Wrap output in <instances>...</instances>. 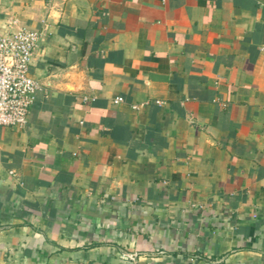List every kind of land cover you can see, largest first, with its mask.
<instances>
[{
	"label": "crops",
	"instance_id": "0c3cea01",
	"mask_svg": "<svg viewBox=\"0 0 264 264\" xmlns=\"http://www.w3.org/2000/svg\"><path fill=\"white\" fill-rule=\"evenodd\" d=\"M22 27L0 264H264V0H0Z\"/></svg>",
	"mask_w": 264,
	"mask_h": 264
},
{
	"label": "built area",
	"instance_id": "2783aa9c",
	"mask_svg": "<svg viewBox=\"0 0 264 264\" xmlns=\"http://www.w3.org/2000/svg\"><path fill=\"white\" fill-rule=\"evenodd\" d=\"M39 40L40 33L28 27L0 37V127H25L28 123L40 89L29 71Z\"/></svg>",
	"mask_w": 264,
	"mask_h": 264
}]
</instances>
